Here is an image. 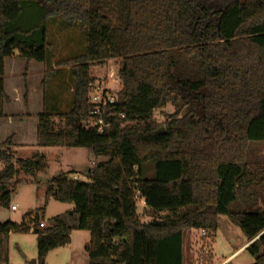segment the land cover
<instances>
[{"label":"trees","instance_id":"obj_1","mask_svg":"<svg viewBox=\"0 0 264 264\" xmlns=\"http://www.w3.org/2000/svg\"><path fill=\"white\" fill-rule=\"evenodd\" d=\"M50 16L78 22L85 49L55 63L70 67L73 101L67 111L38 115L37 145L83 147L108 159L85 180H48L46 197L73 204L50 225L39 226L43 208L21 223L0 222V264L10 232H35L36 264H45L72 229L89 232L88 264H183L185 232L204 229L213 241L220 215L246 242L260 234L244 249L252 264H264V161L252 149L264 142V0H0V115L4 58H23L25 68L44 63ZM109 59L120 81L112 112L124 117H109L98 132L88 123L89 67ZM52 73L44 71V84ZM167 105L172 114L157 124L154 111ZM11 145L0 143L6 208L17 172L44 164L37 152L14 158ZM63 215L76 223L65 225Z\"/></svg>","mask_w":264,"mask_h":264},{"label":"rangeland","instance_id":"obj_2","mask_svg":"<svg viewBox=\"0 0 264 264\" xmlns=\"http://www.w3.org/2000/svg\"><path fill=\"white\" fill-rule=\"evenodd\" d=\"M46 41L49 46L46 50L45 69L51 68L55 71L44 86V111L56 114L67 111L71 107L74 83L70 67L61 66L58 68L55 63L58 60L82 53L85 49V36L78 22L71 23L60 17L50 16L46 20ZM117 67L118 63L114 59H109L102 64H90L89 74L95 80L93 84L101 87L107 86L111 93L116 92L120 87ZM111 71L114 72L113 76L110 75ZM35 78H33L34 82ZM115 78L117 83L112 81ZM31 105L33 110L37 109L39 103L35 97L31 99ZM172 112L173 108L170 105L157 109L153 113V120L157 124H162ZM54 120L57 121L58 118L55 117ZM11 149L14 158L31 157L39 150L37 153L44 156V164L41 169L33 173L22 170L17 172L13 179L15 188L10 195L9 207L0 206V222L10 220L21 223L25 219L26 213L43 208L40 220L45 226L50 225L53 217L72 209L73 204L46 197L45 190L48 180L60 174H73L75 178L85 180L86 173L96 162L108 159V155L95 157L90 149L83 147L43 146L38 150H26L25 154H20L13 146ZM252 149L255 155L264 161V142L254 144ZM151 171L150 166L149 172ZM11 206L14 209H11ZM137 212L139 214L142 212L140 201H137ZM140 219L147 221L150 217L140 215ZM62 221L65 225L70 226L76 223L77 217L76 215H63ZM88 240L89 232L87 230L72 229L69 243L50 250L46 254L45 264H88V256L84 250V245ZM211 241L206 236H201L200 230L185 232L183 264H219L236 251L246 241V238L237 226L230 223L227 216L220 215L217 218L214 239ZM2 248L6 264H30L31 260L36 259L37 256L36 233L32 230L10 232L3 237ZM244 248L235 252L223 264H252L254 258Z\"/></svg>","mask_w":264,"mask_h":264},{"label":"crops","instance_id":"obj_3","mask_svg":"<svg viewBox=\"0 0 264 264\" xmlns=\"http://www.w3.org/2000/svg\"><path fill=\"white\" fill-rule=\"evenodd\" d=\"M25 66L26 60L23 58L12 56L3 60V87L7 100L3 102L2 114L0 115V143L10 138L13 148L20 154H25L26 150L39 149L36 138L37 121L38 115L45 108V84L42 82L43 73L46 70L45 63L30 61L27 68ZM51 70L53 73L50 78L55 71L54 69ZM16 73L18 75H15ZM33 78H35V82ZM24 94H26V99H24ZM34 97L39 103L35 110L31 105V99ZM247 244L248 242L245 241L219 264L226 262L235 252L246 247Z\"/></svg>","mask_w":264,"mask_h":264},{"label":"built area","instance_id":"obj_4","mask_svg":"<svg viewBox=\"0 0 264 264\" xmlns=\"http://www.w3.org/2000/svg\"><path fill=\"white\" fill-rule=\"evenodd\" d=\"M110 75L113 76L114 72L111 71ZM113 82L117 83V79H113ZM88 100L90 103V111H89V118L88 121L89 125L93 126L96 131L102 132L103 129L110 126V120L108 119L111 116H117L119 118H123L124 114L122 112L113 113L112 108L115 102V94L111 93L108 90V87H101L99 85L92 84L89 94ZM75 178V177H74ZM137 201L142 203V207L144 206L145 202L142 198L137 197ZM14 209L13 206L10 207ZM40 227L44 226L43 222L39 223ZM201 236H206V231L204 229L200 230Z\"/></svg>","mask_w":264,"mask_h":264},{"label":"water","instance_id":"obj_5","mask_svg":"<svg viewBox=\"0 0 264 264\" xmlns=\"http://www.w3.org/2000/svg\"><path fill=\"white\" fill-rule=\"evenodd\" d=\"M158 132H163V128H161ZM259 235H260V234H259ZM259 235H258V236H259ZM258 236H256L254 239H252L251 241H249L248 244L251 243L253 240H255ZM248 244H247V245H248ZM247 245H246V246H247ZM30 264H36V259L31 260Z\"/></svg>","mask_w":264,"mask_h":264}]
</instances>
